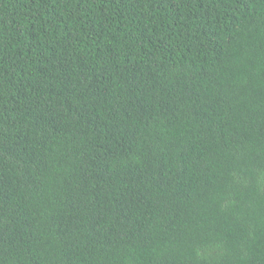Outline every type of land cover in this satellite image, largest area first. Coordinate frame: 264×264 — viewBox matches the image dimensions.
I'll return each mask as SVG.
<instances>
[{"label": "trees", "instance_id": "trees-1", "mask_svg": "<svg viewBox=\"0 0 264 264\" xmlns=\"http://www.w3.org/2000/svg\"><path fill=\"white\" fill-rule=\"evenodd\" d=\"M0 264H264V0H0Z\"/></svg>", "mask_w": 264, "mask_h": 264}]
</instances>
